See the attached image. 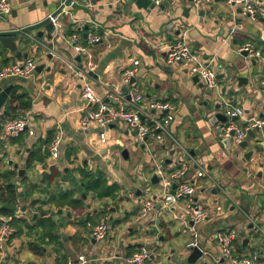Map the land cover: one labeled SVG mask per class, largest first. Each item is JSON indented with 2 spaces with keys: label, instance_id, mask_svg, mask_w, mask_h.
Returning <instances> with one entry per match:
<instances>
[{
  "label": "crops",
  "instance_id": "crops-1",
  "mask_svg": "<svg viewBox=\"0 0 264 264\" xmlns=\"http://www.w3.org/2000/svg\"><path fill=\"white\" fill-rule=\"evenodd\" d=\"M63 1L10 0L11 14L5 20L0 18V30L34 27L57 12ZM129 1L74 0L70 14L63 18L66 31L77 34L83 45H88L90 35L100 36L89 47L88 54H79L73 49L67 40L69 34L50 36L45 26L29 29L23 35L29 42L18 43L21 58L0 44V69L32 56L37 58L38 65H44L31 77H9L1 82L4 87L12 85L19 94L26 95L30 108L12 112L2 120L8 105L5 104L0 109V135L7 120L23 113L36 120L38 130L33 136L27 131L7 141L0 139V180L6 171H16L13 177L18 188L15 216L25 220L18 222L24 232L13 236L16 248L0 251V264H26L27 260L30 264H67L69 257L82 253L88 255L86 264H127L125 258L142 247L152 252V260L145 264H180L175 256H189L191 251L192 236L186 229L184 213L186 200L166 205L155 162L163 160L164 171H172L183 156L182 149L190 160L187 178L199 189L196 198L204 201L212 214L210 221L199 226L200 246L206 253L210 248L214 250L210 255L217 264H230L221 257L215 232L234 229L239 232L233 244L234 254L251 258L260 252L264 259V239L255 230L264 222V166H259L264 162V150L247 161L244 154L248 149L238 148L233 141L227 146L222 136L226 126H246L250 117L264 116L261 86L264 17L254 20L225 0L200 8L186 0H167L153 9L140 8ZM259 2L264 6V0ZM39 32L42 37L38 36ZM177 38L186 39L194 52L211 62L218 73L215 88L207 89L200 81L195 82L184 63H167L166 44ZM247 42L261 51V57L238 51ZM135 60L140 63L134 83L144 92L145 104L163 101L176 105L170 130L182 149L168 136L161 143L149 138L147 143L138 145L134 131L123 122L111 125L106 143L100 141V130L95 124L80 125L86 104L81 97V81L73 75V65L88 71L96 91L106 101L109 89L128 90L123 73L134 67ZM240 77L244 81L247 78L248 82L240 86ZM11 99L12 92L8 102ZM228 101L243 107L245 116L228 118L224 127L222 121L212 123L213 115L218 111L224 113ZM218 104L220 108L216 109ZM58 123L63 126L64 140L59 157L54 159L47 150L50 143L46 142L52 141ZM256 133L264 138V132ZM246 140L250 146L255 145L250 136ZM40 146V156L46 151L48 156L29 166L31 153ZM201 168L208 175L198 177L196 173ZM20 169H24L22 175ZM83 170L103 175L109 185L116 184L119 188L116 197L100 198L93 191H87L82 180ZM53 171L57 175L51 177ZM155 174L159 181L153 183ZM147 179H151L150 185ZM47 183L50 185L46 186ZM61 188L74 190L84 206L44 205L55 221L58 239L46 240L41 253H36L29 243L37 241L43 229L38 226L33 235H27L26 225H33L38 215L32 213L33 209L37 210L32 202L48 200ZM144 202L155 205L146 215L141 214ZM219 205L221 212L216 210ZM104 217L109 221V235L104 240H96L89 225ZM251 224L253 228L249 227Z\"/></svg>",
  "mask_w": 264,
  "mask_h": 264
},
{
  "label": "built area",
  "instance_id": "built-area-1",
  "mask_svg": "<svg viewBox=\"0 0 264 264\" xmlns=\"http://www.w3.org/2000/svg\"><path fill=\"white\" fill-rule=\"evenodd\" d=\"M156 6H160L167 0H151ZM195 8L208 7L218 0H186ZM232 7L241 8L244 13L248 14L252 19L256 20L260 16L264 17V6L259 0H225ZM74 0L69 3L64 0L61 3L59 10L51 13L48 18L54 26L55 35L66 36V27L63 18L70 14V8L74 6ZM12 11L10 0H0V18L7 19ZM69 44L79 54H88L90 46L100 40L98 35H90L87 39L88 45L80 43V37L73 33L67 37ZM240 53L247 51L251 57H261V51L255 47L252 42H247L238 48ZM166 60L168 64L182 61L186 66V70L191 75H198L200 81L207 89H212L217 86L218 73L211 65L210 61L204 59L200 54L194 52L188 41L184 38H177L166 44ZM139 61L133 62L134 67L127 69L123 73V82L127 85L128 90H113L107 91L110 102H106L103 97L96 91L93 82L87 70L72 67V72L75 78L81 81V97L85 101L86 109L80 118L82 127H89L95 124L100 132L99 137L102 143H106L109 138L111 125L119 122L125 123L134 131L135 141L139 145L147 143L149 138H154L158 142H163L168 136L173 140L175 145L182 149L178 141L170 130L171 123L176 112V105L171 102L154 101L150 104H145L144 92L135 84L130 83V80L135 76L139 65ZM38 60L35 56L27 57L10 63L0 69V83L9 77H31L37 71ZM262 93L264 96V80L261 82ZM156 111H160L159 114ZM224 113L229 118L244 117L245 109L240 106H235L231 102H225ZM38 123L29 114L20 115L16 118L9 119L5 122L0 139L7 141L12 137H17L20 134L27 132L33 136L38 130ZM234 130V134L231 131ZM250 130H259L264 132V116H253L248 119L246 126H235L233 124L226 126L222 130L223 138H230L235 144H239L249 136ZM64 140L63 126L58 123L52 141L48 146V151L51 156L56 159L59 157L61 145ZM181 158L178 161V166L172 171H164V161L157 160L155 168L161 177V185L164 191L166 205L177 203L185 199V216L187 218V230L191 234L193 240L190 243V248L198 246L203 254L206 253L204 247L200 246L199 242V226L210 221L212 214L204 203L196 198V185L189 178L187 173L190 168V160L187 158L188 153L182 149ZM196 175L203 177L208 175L206 169L201 168ZM174 184L176 186L174 187ZM155 207L153 203L144 202L141 210L142 215H146ZM216 210L222 211V207L217 206ZM32 213H39L33 209ZM91 235L96 240H104L110 232L109 221L107 217L100 219L99 222L90 224ZM16 228L12 223V218L7 215L0 214V251L6 249H15L13 235ZM239 232L234 229L218 230L215 232V237L220 245V254L224 259L230 260L233 264H264L263 254L255 252L250 257H244L234 254L233 244L238 238ZM152 260V252L147 247H142L140 250L126 257L127 264H145L146 261ZM89 261L88 255L82 253L77 257H69L67 264H86Z\"/></svg>",
  "mask_w": 264,
  "mask_h": 264
},
{
  "label": "trees",
  "instance_id": "trees-1",
  "mask_svg": "<svg viewBox=\"0 0 264 264\" xmlns=\"http://www.w3.org/2000/svg\"><path fill=\"white\" fill-rule=\"evenodd\" d=\"M66 34L72 35L73 33L71 31H66ZM14 89V88H13ZM12 89V99L7 103V110L4 113V116L2 120H4L5 115H10L12 112H16L17 110H23L26 111L30 108V101L26 100L28 99L26 95L19 94L16 90V88ZM18 101V105H15V102ZM20 115V114H19ZM18 117V115H17ZM13 118H16L13 117ZM12 119V118H11ZM47 144L50 143V140L46 142ZM42 147H38L35 149L28 160L29 166H32V163L36 161H43L44 158H46L49 154L48 151L44 152L42 156L41 154ZM48 150V149H47ZM57 174H54V171L52 172L51 177L56 176ZM83 182L84 187L87 191H93L97 197H116L117 192L119 190L118 186L116 184L109 185L107 180L103 175H96L95 172L89 171V170H83ZM16 176L15 170H9L6 171L5 174H3V178L0 180V214L10 216L12 218V223L14 226L17 227V230L15 232L16 234H22L24 232V229L22 225H18V222H25L22 218H17L15 216V211L17 210V200H18V188L16 183L13 181V177ZM2 177V176H1ZM51 177L48 176L47 178H50L49 182H51ZM50 183H47L46 186H49ZM35 187V186H34ZM47 188V187H46ZM46 188H42L40 190H47ZM76 192L74 190H66V189H60V191H56L52 193L51 197L48 200H39L35 199L32 202V207L36 208L39 213L36 216V218L33 219L34 224L30 225L27 224L28 233L27 235L31 236L33 235V231L35 232L36 227L40 226L42 227V234L38 237L37 241H30L31 249L36 253H41L43 250V244H46L49 240L56 242L58 239V235L55 233V221L52 219L51 215H49L48 211L45 210L43 207L44 205L48 203H54L58 207L63 206H70L72 208H82L84 206L83 200L81 198H78L75 196ZM39 204V205H37ZM13 235V236H15Z\"/></svg>",
  "mask_w": 264,
  "mask_h": 264
},
{
  "label": "water",
  "instance_id": "water-1",
  "mask_svg": "<svg viewBox=\"0 0 264 264\" xmlns=\"http://www.w3.org/2000/svg\"><path fill=\"white\" fill-rule=\"evenodd\" d=\"M70 1L71 0H66L67 3H69ZM98 1H100V0H93L94 3L98 2ZM129 2L130 3L135 2V4L138 7L145 8V9H153V8L156 7L154 2H152L151 0H135V1L134 0H130ZM40 26L47 27L50 30V32H51L50 36H52V33H54L53 24L51 23L49 18H46L43 21H41V22L37 23L36 25H34V27H27V28H24V29H5V30H0V44H2L3 48H5V49H8V50H10L12 52H17V57L21 58L22 53L20 51H17L18 43L19 42L20 43L21 42L22 43H28L29 40L26 39L25 38L26 36H23V35H26L27 31L29 29L38 28ZM38 36L42 37L43 36L42 32H39ZM85 36L87 38V33H85ZM243 54L247 55L248 52L244 51ZM24 56L26 57V56H28V54H26ZM256 59L257 58H255V60ZM179 62L182 63V61H179ZM43 68H44V65H38L37 66V71H41ZM186 72H187V70H186ZM193 80L195 82H199L200 81L199 76L198 75H194L193 76ZM135 81H136V78H135V76H133L131 78V80H130V83L132 84ZM243 81H244V78L240 77L239 78V85L240 86L243 85V83L246 84L248 82V79L245 78V81L244 82ZM200 85L204 86V84L201 81H200ZM12 89H13L12 85L4 87L0 83V109L5 104H7L8 100H9V95L11 94ZM124 91H127V88H124ZM225 91H226V88H224V92ZM230 93H232V91H230ZM106 101L110 102V99H107ZM215 108L219 109L220 108V104L216 105ZM232 119H237V117H233ZM218 121H222L223 122V127H224L225 126L224 124L228 121V117L223 112L218 111L211 118V122L212 123H217ZM256 131H259V130H250L249 131V136L254 139L255 145L250 146L249 145V141L246 140V139L243 140L242 142H240L239 144H237L238 148L248 149V151L245 152V154H244V159H246L247 161H250L251 158L254 155L259 154L260 152H263V150H264V147L262 146V144L264 143V138L259 137L258 134L256 133ZM234 132H235L234 130L231 131L232 134H234ZM224 143H226V145L229 146V145L232 144V140L230 138H225L224 139ZM10 162L12 163V160ZM15 166L18 167V164H15ZM259 166L263 167L264 166V162L259 163ZM23 172H24V169H20L19 174L22 175ZM158 181H159V177H158L157 174H155L153 176V178H152V182L156 183ZM175 186H176V184H174V187ZM84 196H86V195L84 194ZM249 227L253 228L254 225L251 224ZM240 235L243 236L244 235V231H241ZM190 250L191 251H190V254L188 256V261L190 263H192V264L196 263L201 257H203V256L205 257V256L208 255V253L203 254L202 250L198 246L191 247ZM204 264H208V263L205 262Z\"/></svg>",
  "mask_w": 264,
  "mask_h": 264
},
{
  "label": "rangeland",
  "instance_id": "rangeland-1",
  "mask_svg": "<svg viewBox=\"0 0 264 264\" xmlns=\"http://www.w3.org/2000/svg\"><path fill=\"white\" fill-rule=\"evenodd\" d=\"M25 113H23V114H21V115H24ZM20 116V115H19ZM134 140H135V135H134ZM139 180V179H138ZM151 179H147V184L148 185H150V183H149V181H150ZM140 181V180H139ZM141 182V181H140ZM145 185H146V183H145ZM198 194H199V189H198V187H197V189H196V193H195V195L196 196H198ZM203 203H204V201H203ZM261 226H259V227H257L255 230H256V232H258L257 234H258V237H260L261 239H264V234H263V231H264V222L262 223L261 222ZM109 235V234H108ZM190 236V235H189ZM192 240H193V238H192ZM192 240H191V242H192ZM211 252V253H210ZM210 254H214V250H212V248H210V250H208V255L207 256H205V259H207V260H203V259H199L196 263H193V264H203L204 262H206V261H208V263L209 264H217V262H216V260H214L212 257H211V255ZM25 255L27 256V257H29V256H31V254L30 253H25ZM228 260V259H227ZM175 261H177V262H180V264H192V263H189L188 262V256H178V258L175 256ZM30 261L29 260H27V262H26V264H30L29 263ZM228 262L230 263V264H233L230 260H228ZM220 264V263H219Z\"/></svg>",
  "mask_w": 264,
  "mask_h": 264
}]
</instances>
